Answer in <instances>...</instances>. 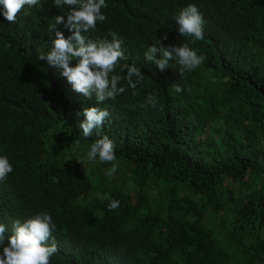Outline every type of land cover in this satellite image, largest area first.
<instances>
[{"label": "trees", "instance_id": "16d2710c", "mask_svg": "<svg viewBox=\"0 0 264 264\" xmlns=\"http://www.w3.org/2000/svg\"><path fill=\"white\" fill-rule=\"evenodd\" d=\"M106 4V20L82 34L111 41L115 31L120 65L135 64L144 81L132 95L123 79L127 90L100 103L38 59L54 38L49 24L66 22L69 6L40 0L14 24L0 14V156L13 166L0 181V223L10 234L15 220L47 211L58 246L50 264H264V0ZM190 4L204 18L195 43L174 19ZM157 40L206 59L182 77L175 60L161 72L143 55ZM113 74L126 76L119 66ZM149 93L163 111L144 106ZM92 106L110 116L85 138L79 123ZM104 135L116 160H88ZM112 199L120 206L109 211Z\"/></svg>", "mask_w": 264, "mask_h": 264}, {"label": "clouds", "instance_id": "9594fccd", "mask_svg": "<svg viewBox=\"0 0 264 264\" xmlns=\"http://www.w3.org/2000/svg\"><path fill=\"white\" fill-rule=\"evenodd\" d=\"M58 8L67 5L70 12L67 21L64 16H57L54 23L49 24L48 31L54 33L52 44L47 54L41 53L38 59L46 60L48 65L61 70L72 89L85 97L91 98L95 94L98 103L105 100H115L118 95L127 89L119 86L121 80L126 79L128 87L132 89V95H136V88L142 85L144 76L141 68L135 64L124 63L127 60L122 50L123 40L115 31H109L111 41L103 39H86L82 33L95 31L97 22L103 23L106 15L101 11L106 8V0H53ZM40 0H0V14L10 23H16L18 13L27 5L37 6ZM177 30L181 36L191 37L192 43L204 39V18L194 4L182 9L175 18ZM57 25H64L72 33L65 37L64 33L57 30ZM167 39V34L162 40ZM147 62L155 65L161 72L170 66V61L175 60L179 65L181 77L185 71L198 68L206 56L198 55L187 43L181 46L165 47L161 40L148 46L143 53ZM76 61L75 66L72 62ZM126 76L113 74L117 67ZM176 92L183 89L174 85ZM144 106H150L153 110L163 111L164 105L159 103L157 96L149 93ZM80 113H78L79 115ZM85 119L79 123L85 138L91 137L95 130L103 127L110 113L106 108L98 106L85 107L83 109ZM97 135L99 132L97 131ZM114 142L104 135L91 143L87 152L88 160L102 163H111L116 160ZM13 171V166L7 156H0V181H4ZM117 171V165L107 170L106 175L112 176ZM120 206L118 200L112 199L108 204V210H116ZM55 224L47 211H42L27 218L24 222L15 220L11 233L7 226L0 223V246L3 248L0 254V264H50V258L58 252V246L52 238V230ZM52 243L49 245V240Z\"/></svg>", "mask_w": 264, "mask_h": 264}]
</instances>
